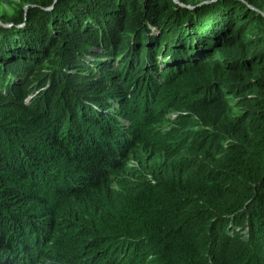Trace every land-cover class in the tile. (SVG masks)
I'll use <instances>...</instances> for the list:
<instances>
[{"label":"trees","instance_id":"16d2710c","mask_svg":"<svg viewBox=\"0 0 264 264\" xmlns=\"http://www.w3.org/2000/svg\"><path fill=\"white\" fill-rule=\"evenodd\" d=\"M61 263L264 264V0H0V264Z\"/></svg>","mask_w":264,"mask_h":264},{"label":"rangeland","instance_id":"374dc122","mask_svg":"<svg viewBox=\"0 0 264 264\" xmlns=\"http://www.w3.org/2000/svg\"><path fill=\"white\" fill-rule=\"evenodd\" d=\"M167 118H172V116H171V115H167V116H165V119H167ZM165 119L163 118L162 122H164ZM167 122H168V119H167L166 123H167ZM159 126H160V123H159ZM162 127H165V125H162ZM46 262H49V260L45 261V263H46ZM61 264H63V263H61Z\"/></svg>","mask_w":264,"mask_h":264},{"label":"water","instance_id":"95a60500","mask_svg":"<svg viewBox=\"0 0 264 264\" xmlns=\"http://www.w3.org/2000/svg\"><path fill=\"white\" fill-rule=\"evenodd\" d=\"M26 7V6H25Z\"/></svg>","mask_w":264,"mask_h":264}]
</instances>
